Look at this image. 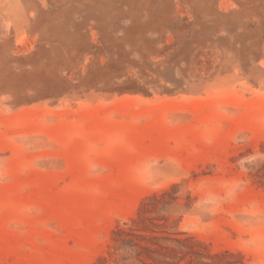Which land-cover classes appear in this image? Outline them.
Segmentation results:
<instances>
[{"label": "rangeland", "instance_id": "1", "mask_svg": "<svg viewBox=\"0 0 264 264\" xmlns=\"http://www.w3.org/2000/svg\"><path fill=\"white\" fill-rule=\"evenodd\" d=\"M0 264H264V0H0Z\"/></svg>", "mask_w": 264, "mask_h": 264}]
</instances>
